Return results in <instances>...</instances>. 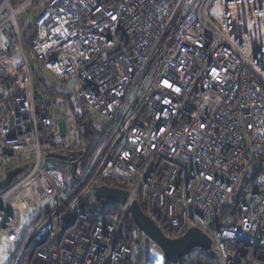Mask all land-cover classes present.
Instances as JSON below:
<instances>
[{"label": "built area", "instance_id": "built-area-1", "mask_svg": "<svg viewBox=\"0 0 264 264\" xmlns=\"http://www.w3.org/2000/svg\"><path fill=\"white\" fill-rule=\"evenodd\" d=\"M39 1L0 0V170L36 157L0 191L8 243L24 211L66 187L48 156L86 154L73 110L36 91L32 74L65 85L108 134L15 264H137V246L155 245L140 242L134 203L169 239L200 230L216 264H264V173L251 169L264 156V0H43L29 61L18 20ZM106 181L124 184L126 200L102 210L94 192ZM233 196L237 209L218 221Z\"/></svg>", "mask_w": 264, "mask_h": 264}, {"label": "rangeland", "instance_id": "rangeland-1", "mask_svg": "<svg viewBox=\"0 0 264 264\" xmlns=\"http://www.w3.org/2000/svg\"><path fill=\"white\" fill-rule=\"evenodd\" d=\"M44 9V3L43 0H40L38 2V4L36 5L35 8H31L27 13H24L23 15H21V17L19 18V25L22 26L23 28H26L28 25H30L32 27V32L34 34V22L35 20L41 15V13L43 12ZM10 63L11 66L14 70L18 71V75L19 76H23L25 74V69L22 67V58L21 55L19 53L18 49H15L14 51L10 52ZM26 57L29 61H35L33 58V55L30 52H26ZM47 82V84L51 85V83L47 80H45ZM69 87H72L73 82H70ZM64 87L65 91H67L66 86L61 85L58 88ZM214 102L216 104L217 100L213 97H207L205 102L202 105V108H205L208 104ZM92 117L95 121V125L96 127L100 128L103 125L105 126L104 132H105V137H104V141L106 139V135L108 134V127L106 124V121L104 120L103 117H101L99 114L97 113H93L92 112ZM99 137H96L95 140V144H94V150L92 151L93 148H90L89 151L87 149H85V144L82 143V149L85 150V153H87V156H89V158H85V161H82L81 164L84 165L86 164V162L89 160V162L86 164L85 166V172H83V175L80 179L76 180L73 179L71 173H72V167H68L65 168L64 165H59V169L62 173L63 176V180L64 183L66 185V187L60 192L58 193V189L55 187L54 191L55 194L42 200L38 205L33 206L31 208H28L26 211H24L21 214V220H20V225H19V229L17 232V241L15 243H8L4 236L0 234V264H15V252L18 249L20 242L25 238V240L27 241L29 239V237L31 236V234L33 233L34 229L36 228L39 220H40V216L42 214H44L47 211H51L52 209H54L55 205L58 204V202L63 201V199L65 198V196H68L69 194H71L72 192H74L76 190V188L78 187L77 185L79 184L81 179H84L88 170H90L91 168V164L93 162V158L96 156L97 152L100 150V148H102L103 143L98 144L97 146V141L99 140ZM91 146H93L92 143H90ZM88 151V152H87ZM20 161L19 164L17 165L20 168H31L33 165H35L36 163V157L34 153H25L23 155H21L19 157ZM28 171L24 172V175L27 174ZM22 173V172H21ZM20 173V175H21ZM26 173V174H25ZM22 175V176H24ZM4 178V176L1 175L0 173V181ZM138 236V235H136ZM138 238V237H136ZM140 238V237H139ZM140 242L142 243H146L147 238L146 237H142L139 239ZM137 250H138V258L141 256V254L144 255L145 261L147 262V264H163V258L161 256V252L160 250L152 245H139L137 246Z\"/></svg>", "mask_w": 264, "mask_h": 264}, {"label": "trees", "instance_id": "trees-1", "mask_svg": "<svg viewBox=\"0 0 264 264\" xmlns=\"http://www.w3.org/2000/svg\"><path fill=\"white\" fill-rule=\"evenodd\" d=\"M20 31H21L23 48L26 52H30L31 43L34 39L32 27L30 25H28L26 28H23L22 26H20ZM32 81L34 84V89L36 91L42 92L45 95V97H47V99L54 100L55 98L60 97L73 110L75 118H76V123L78 125L79 131L81 134V147H82V143H84L86 147L85 149L89 151L90 148H93L92 149L93 151L94 144L96 143L95 142L96 137H98L99 135L100 137H99V140L97 141V146L98 144L104 141L105 126L103 125L100 128L96 127L95 121L92 117V112L87 110L81 102L73 98V96L68 91H65L64 87L58 88L61 85H58V86H55L52 84L49 85L42 77H40L37 74H32ZM90 143H92L93 146H91ZM86 157L89 158V156H87V153L84 156H81V158L79 159V163L76 165V167L72 166L71 175L73 179H75V181L80 179L83 175V172H85L84 168L86 164L89 162V160L86 162L85 165H84L85 162L83 164H81V162L85 161ZM47 163L57 166V167H59V165H64L63 162L58 159H48ZM21 169H22L21 171L22 173L17 178L21 177L22 175H24V172L29 170V168L27 167L21 168ZM251 169L253 171V174L264 173V156L260 157L259 159L254 160ZM1 175L4 176L2 173ZM105 184L108 187H112V188H121L123 190L127 189V187L124 184H120L116 181H106ZM87 201H90V199H87ZM238 202L239 201L237 200V198L233 196L231 198V201L222 209L221 214H220V219L218 221L222 220L223 217L232 216L235 210L237 209ZM97 203H98V206L102 208V210L105 209V207L103 206V204H101L100 201H97ZM143 259H144V255L141 254V256L137 260V264H143L142 263ZM164 264H167V263H164ZM178 264H216V258L208 252L194 250L191 253H189L187 256L182 258Z\"/></svg>", "mask_w": 264, "mask_h": 264}, {"label": "water", "instance_id": "water-1", "mask_svg": "<svg viewBox=\"0 0 264 264\" xmlns=\"http://www.w3.org/2000/svg\"><path fill=\"white\" fill-rule=\"evenodd\" d=\"M48 158L74 161L76 155H49ZM21 171L22 169L20 167L7 171L4 179L0 181V191L8 188L13 180L20 175ZM94 197L96 200L100 201L101 204H123L126 200V192L120 188L100 186L95 189ZM130 215L134 226L160 250L163 261L167 264H178L182 258L194 250L209 252L211 248L210 239L196 228L188 230L178 239H169L165 237L156 225L142 212L137 203L131 206ZM210 254L215 257L213 252H210Z\"/></svg>", "mask_w": 264, "mask_h": 264}, {"label": "flooded vegetation", "instance_id": "flooded-vegetation-1", "mask_svg": "<svg viewBox=\"0 0 264 264\" xmlns=\"http://www.w3.org/2000/svg\"><path fill=\"white\" fill-rule=\"evenodd\" d=\"M80 159V158H79ZM79 159H75L74 161H72L69 165V167H76V165L79 163ZM64 163V162H63ZM65 165V164H64Z\"/></svg>", "mask_w": 264, "mask_h": 264}, {"label": "crops", "instance_id": "crops-1", "mask_svg": "<svg viewBox=\"0 0 264 264\" xmlns=\"http://www.w3.org/2000/svg\"><path fill=\"white\" fill-rule=\"evenodd\" d=\"M17 167H18V166L14 167V168H17ZM14 168H12V169H14ZM12 169H11V170H12ZM7 171H9V170H7ZM7 171H1V170H0V172H1L4 176H5V173H6ZM3 179H4V178H3ZM3 179H2V180H3ZM94 198H95V197H94Z\"/></svg>", "mask_w": 264, "mask_h": 264}, {"label": "snow or ice", "instance_id": "snow-or-ice-1", "mask_svg": "<svg viewBox=\"0 0 264 264\" xmlns=\"http://www.w3.org/2000/svg\"><path fill=\"white\" fill-rule=\"evenodd\" d=\"M165 84H167V82H165Z\"/></svg>", "mask_w": 264, "mask_h": 264}]
</instances>
